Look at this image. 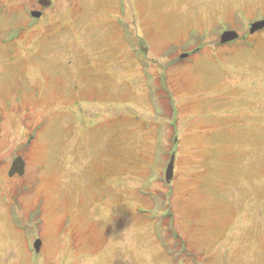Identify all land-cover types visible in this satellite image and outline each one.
I'll return each instance as SVG.
<instances>
[{
  "label": "rangeland",
  "instance_id": "1",
  "mask_svg": "<svg viewBox=\"0 0 264 264\" xmlns=\"http://www.w3.org/2000/svg\"><path fill=\"white\" fill-rule=\"evenodd\" d=\"M20 2L0 0V264H176L156 235L168 209L178 264H264V35L168 60L192 25L231 26L232 5L245 25L264 0H53L9 42Z\"/></svg>",
  "mask_w": 264,
  "mask_h": 264
},
{
  "label": "flooded vegetation",
  "instance_id": "2",
  "mask_svg": "<svg viewBox=\"0 0 264 264\" xmlns=\"http://www.w3.org/2000/svg\"><path fill=\"white\" fill-rule=\"evenodd\" d=\"M204 4H205V6L207 5L204 1H202V2H200L199 5H202L203 6ZM17 5H19L21 7V9H22L21 12L23 13V15L29 14L32 9H38L39 11H41L42 13L38 17L39 20H42L45 17V15H46L45 13H46L47 8H49L51 6L50 5L48 7H44V6L40 5L39 3H37V0H34V3L29 8H27L26 3H24V2H20L18 4H11V7H14V6H17ZM239 6L240 5H232L230 7L231 8V11H232V17L234 16L233 19H232V21L229 22V23H233L234 22V24L231 25V26H228L227 24H226L227 26L225 24H223L222 26H216L215 27L216 29L214 30V32L213 33L211 32L210 34H209V29L207 30L204 22H202V26H199L198 28H195L194 25H192L191 27H194V30H195L196 33H198V34H201L202 33L204 35V37L200 36L202 38V41H203V39H205V40L207 39V41L209 39L210 40L213 39V41L212 42L210 41L209 43H211V44H213L215 46H217V45L218 46H221V45H224V44L225 45H228L229 44V45H232V46H236L235 41H241L242 43L247 42V41L250 40L251 35L253 36L254 34H256V32L254 34H251V35H248V36L246 34H243L242 33L240 35L241 36V39H237V40L232 41V42H229V43H221L220 41H217L216 40V36H215V35H218V33H219V37H220L221 31L224 30V29H236L239 32L241 31L240 30V26L243 23V21H242V19L240 17V14L243 13V11H242V9ZM226 10L227 9L225 8V10L223 12L220 11V15L219 16H221V17L225 16L226 17ZM199 11L200 10L198 8V12ZM221 20H223L221 23H223V22H227L228 23V20L227 19H222L221 18ZM257 32L260 33V34H262V35H264V29L263 30H260V31H257ZM214 41H216V42H214ZM247 49H253V48H251V47L248 48L247 47ZM191 52H194V49H192ZM8 209H9V207H8ZM9 219H10V222H11V218L10 217H9ZM11 224H12V222H11ZM12 226H13V224H12Z\"/></svg>",
  "mask_w": 264,
  "mask_h": 264
},
{
  "label": "water",
  "instance_id": "3",
  "mask_svg": "<svg viewBox=\"0 0 264 264\" xmlns=\"http://www.w3.org/2000/svg\"><path fill=\"white\" fill-rule=\"evenodd\" d=\"M43 4H48V2L45 0H40ZM33 15L35 16H39L40 15V12L38 11H32ZM264 27V20H257L255 22H253L251 24V31H255L256 29H259V28H262ZM237 37V33L235 31H231V30H227V31H224L222 33V36H221V39L222 41H227V40H230V39H233ZM173 165H174V154H172L171 158H170V161L167 165V169H166V179L169 180L172 175H173ZM25 171V161L24 159L21 157V156H18L16 157L13 162H12V165L9 169V175H13L14 173H19V174H23ZM39 243L40 241L37 240L35 242V245H36V248H38L39 246Z\"/></svg>",
  "mask_w": 264,
  "mask_h": 264
},
{
  "label": "trees",
  "instance_id": "4",
  "mask_svg": "<svg viewBox=\"0 0 264 264\" xmlns=\"http://www.w3.org/2000/svg\"><path fill=\"white\" fill-rule=\"evenodd\" d=\"M159 92V90H158ZM167 99V97H166ZM169 103V102H168ZM171 109V108H169ZM171 111V110H170ZM159 217H161V220H159ZM158 218L156 217V225H157V235L158 238L163 242L165 249L177 260L179 258V254H176V249H185V242L182 238V236H179L177 231L173 227V216L171 209H168V213L164 214V216H159ZM162 217H168L169 222H168V235L163 237L160 233V224L159 222H162ZM174 237L175 241L174 242H169L168 238ZM177 246V248H176Z\"/></svg>",
  "mask_w": 264,
  "mask_h": 264
}]
</instances>
